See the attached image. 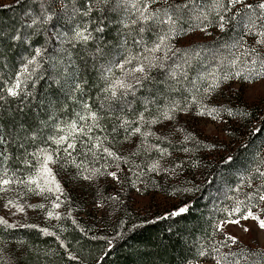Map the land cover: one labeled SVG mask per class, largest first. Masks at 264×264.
<instances>
[{
	"label": "trees",
	"instance_id": "obj_1",
	"mask_svg": "<svg viewBox=\"0 0 264 264\" xmlns=\"http://www.w3.org/2000/svg\"><path fill=\"white\" fill-rule=\"evenodd\" d=\"M59 2L61 10L55 8V0H12L0 4V175L7 173L20 178L22 174H30L38 155L42 157L43 148L46 145L49 147L50 141L56 137L57 127L72 121L74 113L84 114L87 110L95 113L98 126L110 140H115L141 124L138 121L140 113L147 119H156L162 110L196 107L204 92L214 90V84L224 79L221 76L226 73L224 69L241 67L239 69L245 70V59L233 65L226 61L227 64L223 65V60L219 63L211 57H201L205 51L213 49L221 55L227 54L230 60L231 42L237 41L240 36L238 29L252 35L245 27V12L242 13L241 8L236 6L226 13L223 11L220 3L225 6L227 0H219V3L218 0H196L201 3L199 13L208 22L201 17L191 21L180 13V33L193 23L196 24L192 27L202 23L214 26L220 15L224 16L227 26L225 24L213 38L204 37L206 40L203 43L198 41L194 45L179 46L180 51L173 54L167 51L166 58L168 40L160 52L150 54L144 49L156 44L157 38L167 31V25L129 23L127 14L130 9L126 1ZM136 2V5H142L146 0ZM116 3L122 5L123 11L128 8L122 18L121 9H114ZM68 9L71 11L66 16ZM181 10L184 9L175 11ZM48 14L53 18L42 22ZM33 20L36 23L33 24ZM260 25L255 27L259 29ZM141 27L144 32L139 31ZM85 28L91 32L87 42L76 38V32ZM97 28L103 31H96ZM253 29L249 32H254ZM260 38L264 40V37ZM37 49L40 50L39 56L36 55ZM110 54H114L119 61L128 56L154 55L160 58L156 63L162 62L164 67L150 68V79L143 86H137L134 95L120 97L118 92L119 98H114L105 89L114 80L117 70L110 67L111 71L103 72L96 67ZM184 57V63L180 62L175 68L171 66L174 60ZM30 60L34 63H29ZM203 61L209 63L202 65ZM113 65L114 62L111 63ZM25 68L28 72L23 71ZM18 79L23 82L21 88L16 96H11L7 91ZM129 101L132 102L130 105ZM252 115L253 121L246 118L245 112L238 114L245 125L248 123V128L239 132L241 142L235 141L239 143L230 148L225 146L218 157L202 162L198 169L199 177L188 180L185 193L189 196L185 201L178 202L170 212L138 221L124 214L112 223L107 233L94 234L67 209L54 214L55 223H60V228L66 230L64 236L59 237L51 229L46 230L52 235H46L42 231L44 229L37 226H17L12 222L0 226V236L26 241L24 244L31 249L44 248L42 252L54 250L42 256L34 253L35 250H26L24 261H36L38 264H187L195 259L215 260L213 257L223 253L264 251V247L243 245L239 241L231 247H223L221 241L224 235L215 230V225L227 216L226 209L230 211L237 200L257 203L255 200L248 201L247 196L264 186V177L260 175L264 172V153L261 150L264 112L257 114L253 111ZM125 120L136 123L124 124ZM144 125L141 124V130ZM78 137H71V143H75L76 147L69 149L71 155L64 161L65 165L71 163L72 166L73 161L92 163L96 160V155L90 153L91 147L83 145ZM163 146L170 147L168 144ZM188 146V156L209 151L204 144L191 142ZM171 147L173 149L175 145ZM102 155L108 157L106 153ZM153 158L149 155L142 158L144 164L139 162L130 175L138 181L147 180L150 177L147 161ZM115 161L112 158V162ZM176 183L166 184L167 187L176 185V189H180L182 186ZM166 184L160 182L158 185L165 191ZM185 205L189 208L187 213L178 217L169 215ZM56 216L60 218L56 219ZM47 242L52 244L51 247L45 246ZM214 248H219L220 252L214 251ZM202 251L207 254L201 256ZM70 255L77 259H69ZM257 259L260 258L251 255L242 257L241 264H251Z\"/></svg>",
	"mask_w": 264,
	"mask_h": 264
},
{
	"label": "rangeland",
	"instance_id": "obj_2",
	"mask_svg": "<svg viewBox=\"0 0 264 264\" xmlns=\"http://www.w3.org/2000/svg\"><path fill=\"white\" fill-rule=\"evenodd\" d=\"M10 1L12 0H0V4ZM59 1L55 0V8L61 10L62 6ZM124 1H126L130 9L127 19L131 23L139 15L137 8H143L145 3L136 5V1L138 0ZM186 2L187 0H155V2L149 5L148 11L171 9L179 17V20H181L180 13H183V17L185 16L191 21H195L199 17L205 20L201 16L202 14L199 13L201 9L198 6L201 3L198 2H196L195 7L189 5L188 8L180 7L184 10L175 11L178 9L177 5H184ZM257 2L258 0H247V3L254 6ZM133 4L136 7H133ZM220 4L221 8H224V4ZM237 8H241L242 13L248 11L242 5H238ZM114 9H119V11L121 9L119 13L120 18H122L127 13L126 9L128 8L123 11L122 5L119 6L116 3ZM70 11L71 9L66 10V16ZM205 21L208 22V20ZM123 24L124 22H122ZM135 24L138 25L139 22ZM194 24L196 23H193L182 33H180V24L174 25V29H178L179 31H173L170 34V38L167 39V49H171L168 52L173 54L179 50L177 48L179 46L194 45L198 41L203 43L206 40L204 37L213 38L221 31V27L219 26L220 17L214 26L202 23L197 27H192ZM256 25H260L259 29L257 27L254 29L248 28V33H251V36L246 35L247 32L244 29L242 31L238 29L237 32H240V36L237 38V41L231 42L232 51L231 57H229L230 60H228L227 54L221 55L213 49L205 51L201 56L211 57V59L218 60L219 63L223 60V65L227 64L226 61H230L233 65L237 61L240 62L245 59V70L239 69L241 67L238 69H231L229 67L224 69L226 73L221 75L224 79L214 84V90L204 92L205 95L201 97L200 104L197 103L196 107L187 110L174 108L173 112H169L173 117L171 120L164 119L162 116L163 112H168L169 110H162L161 115L156 118L157 123L145 124L141 133L133 134L132 129L124 137L110 140L99 126L92 127L91 131L87 132V135H80L78 131L80 128H84L87 131V128L93 124L91 119H81L82 116L88 117L91 111L87 110L84 114L79 115L74 113L75 117L72 121L57 127L55 131L56 137L50 141L49 147L46 145L43 148L44 151H42L41 155L43 156L46 152L47 154H51L53 159L56 160V163L50 164L49 167L52 169L64 191V195L61 197L63 203L60 208H52L54 197L49 194H45L48 195V198L45 199V196L29 192L24 184L14 182L8 186L7 191H0V218L6 222H12L17 226L33 224L38 228L51 229L61 237L62 234L63 236L66 234V230L65 228H60V223H55L54 215L52 218L48 217V210H53L54 214L66 212L67 209L71 210L72 214L83 227L94 234L100 232L107 233L111 229L112 223L120 216L123 217L124 214L133 216V219L138 221L172 211L178 202L185 201L189 196V194L185 193L188 180L189 178L196 179L199 177L198 169L201 167L200 164L208 160V158L213 160L218 157L221 151L225 150V146L230 148L241 142L239 141V132L244 128H248V123L245 125V121L242 122L238 118V114L245 112L246 118L253 121V111L257 114H263L264 112V76L257 75V71L264 72V63H262L264 61V45L257 43L261 39L260 37H262L259 35V32L264 31V20H258ZM168 27L167 25V29ZM252 29L254 32H249ZM158 42L159 39L157 38V42L155 43L157 44ZM253 49L255 51H252ZM114 56V54L107 55L106 58H103V60L96 64V67L97 70L100 69L103 72H107L110 67H114L113 70H117L114 73L115 80L122 77L123 72L116 67L122 61H119V58H114ZM179 59L174 60L171 66L175 68L180 62H185V57L182 60ZM207 59L205 58V60ZM208 61H203L202 65H206V63H209ZM253 61L256 62L253 63ZM112 62H114L113 66H111ZM137 64L138 61L133 60L131 64L126 65V69H131ZM137 75L139 74L137 73ZM126 82H133L132 78L127 77ZM213 108L217 109L216 113L211 112ZM201 112L205 114L201 115ZM72 124H76L77 126L76 133L70 130ZM139 126L141 127V124ZM146 131H150L153 135L145 138L143 133ZM74 135H79L78 138L83 145L91 147L89 148V150L91 149L90 153L96 155L94 162L74 163L72 166L71 163L68 165L64 164V161L68 157L64 149L67 148L68 143H71V137ZM62 136L65 137V142L58 144L57 141ZM97 138L103 142L99 150L93 147L98 142ZM237 140L239 142L234 143ZM191 142L198 145L204 144L209 148V151L203 153L197 152L198 156H188L186 153L188 150L190 151L188 144H191ZM162 144H168L170 147H162ZM172 145H175L173 149ZM106 146L123 159L112 162V158L109 159L102 155L104 153L102 150ZM157 149L165 150L164 155H161ZM261 150L264 153V142H262ZM148 155L154 156L153 160L147 161L150 177L144 181L135 180L130 175L131 170L137 168L139 162L143 165L145 160L142 161V158ZM117 164H119V167L116 166ZM153 165H156L155 170H153ZM38 167L37 160L33 163L30 174H22L20 178L18 176L8 177L13 179V181H28L29 179L36 178L35 173ZM111 172H116L119 179L114 180L108 174ZM2 177L3 175H0V178ZM85 177L89 178L85 179ZM173 181H176V184H180L182 187L180 189H176V185L167 187L166 183ZM160 182H165V191L161 185H158ZM30 186L35 187V185ZM9 201L22 207L24 211H17L16 207L9 205ZM40 204H43L45 207L40 209L37 207ZM260 208H264V202L260 203ZM253 212L259 213L261 218L264 217V212H260L258 208H253ZM3 225L0 223L1 227H4ZM244 226H247L250 230L244 232ZM225 234L234 236L243 245L249 244L258 248L264 247V231H260L253 220L241 221V225H228L225 232H223V235ZM24 243L26 241L0 236V264H38L36 261H33V263L24 261L23 257L26 250L31 252L35 250V248L31 249L28 244L25 245ZM50 244V242H47L45 246L51 247L52 244ZM43 249H36L34 253L42 256L54 251L42 252L41 250ZM40 262L42 263L43 261ZM187 264H215V260L195 259Z\"/></svg>",
	"mask_w": 264,
	"mask_h": 264
},
{
	"label": "snow or ice",
	"instance_id": "obj_3",
	"mask_svg": "<svg viewBox=\"0 0 264 264\" xmlns=\"http://www.w3.org/2000/svg\"><path fill=\"white\" fill-rule=\"evenodd\" d=\"M155 2V0H146L143 8H137V12L139 15L137 16V19L133 20L132 23H138L143 22L147 24L148 22L156 23L159 25H168L167 31L164 32V35L159 37V42L155 44L153 47L148 48L145 46V51L154 54L156 52L162 51V46L165 45V41L170 38V34L173 31H179L178 29H174V25L179 22V17L176 16L175 12L171 9L168 10H154L152 12L148 11V7L150 3ZM219 3V0H218ZM189 5H192L193 7L196 6V0H187V2L184 5H177V8H188ZM238 5L244 6L248 11H246L243 14V22L245 24L246 28H254L256 26V22L258 20H264V0H258L257 4L254 6L253 4L247 3V0H227V4L224 6L223 11L226 13L227 11H230L231 8L236 7ZM133 7H136L135 4H133ZM239 14V13H237ZM53 17L51 14H48L47 16L43 17L42 22L46 23L48 20H51ZM227 21L224 20V16L220 15V27L223 29L225 23ZM36 23L35 20H33V24ZM31 26V25H29ZM204 30V29H201ZM96 31H103L102 28H97ZM140 32H144L145 29L141 27L139 29ZM87 32V29L85 28L84 31H77L76 32V38L78 40L87 42L91 38V32H87V35L85 34ZM259 35L264 37V31L259 32ZM16 39H19V37H16ZM139 43V41H137ZM257 43L264 44V40H258ZM171 49L168 48L165 51V58L167 57V51H170ZM99 51V49H97ZM252 51H255L253 49ZM36 55H40V50H36ZM133 60H137L138 64L131 68L126 69V65L131 64ZM160 60V58L154 56V55H143L141 56H128L125 57V59L122 62H119L116 67H118L122 72L123 76L120 78H117L113 80L109 87L105 89V91H108L111 93V96L114 98L118 97V92L120 94V97L126 96L128 94H135V91L137 90V86H143L145 81H148L150 79L149 75V69L152 67H164L163 63H156V61ZM256 61H253L255 63ZM29 63H34V61H29ZM264 63V61H262ZM24 72H28V69L25 68L23 70ZM111 71V69H109ZM137 73L139 75H137ZM258 76H264V72L257 71ZM131 77L133 82H126V78ZM227 79V77H225ZM22 81L19 79L17 82L8 89V94L11 96H16L18 94V90L21 88ZM129 105L132 103L131 101L128 102ZM87 107V105H85ZM174 108H169L168 112H163L162 116L164 119L171 120L173 117L169 114V112H173ZM145 111H147V107H145ZM212 113H216L217 109L213 108L211 109ZM201 115H204V112L200 113ZM81 119H91L93 121V124L87 128V131H85L84 128H80L79 134L80 135H87V132H90L92 127L98 126V117L95 113H91L88 117H81ZM138 121L141 124H154L157 123V119H147L143 113L139 114ZM129 123H136V121H124V124ZM70 130L73 133L77 132V126L76 124H72L70 126ZM135 133H141V127L137 126L133 129V134ZM149 135H153L150 131H146L143 133V136L146 138ZM158 139H160L158 137ZM97 143L93 145L94 148L99 150L102 146V141L97 138ZM65 137H61L60 140L57 141L58 144L64 143ZM76 145L75 143H68L67 148L64 149V151L70 156L71 152H69V149H75ZM155 147V146H153ZM91 150V149H90ZM160 151L161 155H164L165 150L163 149H157ZM44 151V150H42ZM186 151V150H185ZM103 152L107 154L108 157L113 158L116 161H120L123 159L122 157L118 156L113 151L109 150L108 148H103ZM38 164L39 168L37 172L35 173L36 178L29 179L28 181L24 180H16L13 181V179L8 177L7 173L3 174V177L0 178V191H7L8 186L12 183H19L24 184L27 187V190L29 192H34L36 195H42L45 196V199L48 198V195H45L46 193L50 196L54 197L52 208L58 209L60 208L61 204L63 203V200H61V197L64 195L63 188L61 187V184L56 179L52 169L49 167L50 164L56 163V160L53 159V156L51 154H45L42 156V158L38 155ZM75 163V161H73ZM79 167V165H77ZM119 167V164L116 165ZM156 165H153V170H155ZM114 180H118V176L116 172L108 173ZM260 175L264 177V172H261ZM89 177H85V179H88ZM30 185H35V187H31ZM248 201H257V203H245L243 200H237L235 202L234 207L229 211L225 210L227 212V216L219 221L215 225V230L217 232H225V229L228 225H241V221H247V220H253L256 222V226L260 231H264V218H261L260 214L257 212H253V208H258L260 212H264V208H260V203L264 202V186H261L260 188H257L253 193L248 194L247 196ZM9 205L12 207H16L17 211H24L22 207H19L12 203V201H9ZM40 209H43L45 206L43 204L38 205ZM189 210L188 206L185 205L183 207L177 208L175 211L171 212L170 216H181L185 213H187ZM47 215L49 218H52L54 213L53 210H48ZM56 219H59V216L55 217ZM0 223L7 224L6 221H4L2 218H0ZM8 227H12V225H7ZM28 227H35L34 225H28ZM250 229L247 226L243 227L244 232H248ZM46 235H52V233L47 232L46 229L42 230ZM230 242V243H229ZM237 239L229 234H225L223 240L221 241V245L223 247H231V245L237 244ZM61 247H64L63 244H61ZM214 251L220 252L219 248H214ZM207 253L201 252V256H205ZM249 255L251 256H257L260 259L252 260L251 264H264V251L258 252V253H247L244 250H241L239 253H223L220 255H217L213 257L215 259V264H241V258H247ZM71 260L77 259L75 256H69L68 257Z\"/></svg>",
	"mask_w": 264,
	"mask_h": 264
}]
</instances>
